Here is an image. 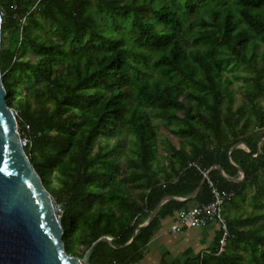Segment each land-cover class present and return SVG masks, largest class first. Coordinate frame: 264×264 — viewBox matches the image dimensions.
<instances>
[{
	"label": "trees",
	"instance_id": "1",
	"mask_svg": "<svg viewBox=\"0 0 264 264\" xmlns=\"http://www.w3.org/2000/svg\"><path fill=\"white\" fill-rule=\"evenodd\" d=\"M0 11L6 103L61 208L68 254L91 247L88 264L140 261L160 218L186 207L160 205L165 197L200 186L199 203L211 199L208 169L231 198L253 187V210L225 213L222 251L218 238L184 264H264V0H0ZM240 65L250 74L233 76L247 85L234 109L227 74ZM160 126L188 146H169L166 175ZM233 163L241 182L213 168L237 177Z\"/></svg>",
	"mask_w": 264,
	"mask_h": 264
},
{
	"label": "water",
	"instance_id": "2",
	"mask_svg": "<svg viewBox=\"0 0 264 264\" xmlns=\"http://www.w3.org/2000/svg\"><path fill=\"white\" fill-rule=\"evenodd\" d=\"M1 31L0 11V56ZM62 237L55 201L34 169L15 111L6 103L0 66V264H88L91 247L83 258L70 255Z\"/></svg>",
	"mask_w": 264,
	"mask_h": 264
},
{
	"label": "crops",
	"instance_id": "3",
	"mask_svg": "<svg viewBox=\"0 0 264 264\" xmlns=\"http://www.w3.org/2000/svg\"><path fill=\"white\" fill-rule=\"evenodd\" d=\"M159 129L162 132V136L157 142L159 152L158 166L163 170L161 173L166 175L169 172L173 173L169 162V146L172 143L177 147L184 145L188 148V146L178 137H168V133L164 127L160 126ZM261 143L262 140L259 144L261 145ZM235 147H240L246 151L250 150L245 143H238ZM233 164L236 165L235 163ZM213 168L217 169L219 174L229 181L241 182L244 180V171L240 167L238 168L237 177L230 176L219 166H214ZM167 169L169 171L166 172ZM199 189L200 186L193 193L186 196H167L161 201L160 205L170 199L185 202L186 207L184 208L200 204L198 198ZM252 190L253 187L246 186L243 195L228 200L225 204L226 216L242 219L251 213L253 207L248 201L251 198ZM160 205L142 223L146 222V225H148L157 216ZM179 212L180 210H176L172 214H167L160 218L155 235L147 244L143 258L134 264H184L187 259L202 258L203 255L212 253L213 249L217 246L220 235L218 225L209 224L204 227L194 228L180 227L176 231H171L170 227L178 218Z\"/></svg>",
	"mask_w": 264,
	"mask_h": 264
},
{
	"label": "built area",
	"instance_id": "4",
	"mask_svg": "<svg viewBox=\"0 0 264 264\" xmlns=\"http://www.w3.org/2000/svg\"><path fill=\"white\" fill-rule=\"evenodd\" d=\"M23 145L29 143L28 138L22 137ZM200 169V168H199ZM204 179L211 189V199L202 204L180 210L178 218L171 225L170 230L176 231L180 227H204L209 224H217L220 229L219 250L222 251L230 237L228 222L225 217V204L232 197L233 193H223L209 176L208 169H200ZM57 215L61 216V208L55 204ZM108 240L111 237H107Z\"/></svg>",
	"mask_w": 264,
	"mask_h": 264
},
{
	"label": "rangeland",
	"instance_id": "5",
	"mask_svg": "<svg viewBox=\"0 0 264 264\" xmlns=\"http://www.w3.org/2000/svg\"><path fill=\"white\" fill-rule=\"evenodd\" d=\"M7 42V41H5ZM25 52L27 53V56L31 58L32 61L35 60V57L33 56V53L30 49H26ZM258 55H261L262 52H264V44H261L257 50ZM250 74V71H248L243 65L235 66L234 70L228 72V77L232 80L231 85L228 86L229 91L233 94V108L237 109L239 105L244 103V90L246 89V83L242 78H234V75H246ZM260 102L264 105V97L260 99ZM155 122V120H154ZM111 143H113V139L109 140Z\"/></svg>",
	"mask_w": 264,
	"mask_h": 264
}]
</instances>
